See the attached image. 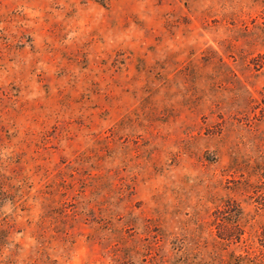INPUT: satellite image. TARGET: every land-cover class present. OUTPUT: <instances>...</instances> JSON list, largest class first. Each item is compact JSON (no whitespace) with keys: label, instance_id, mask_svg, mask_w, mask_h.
Masks as SVG:
<instances>
[{"label":"rangeland","instance_id":"1","mask_svg":"<svg viewBox=\"0 0 264 264\" xmlns=\"http://www.w3.org/2000/svg\"><path fill=\"white\" fill-rule=\"evenodd\" d=\"M0 264H264V0H0Z\"/></svg>","mask_w":264,"mask_h":264}]
</instances>
